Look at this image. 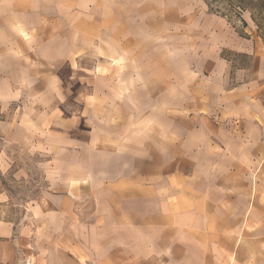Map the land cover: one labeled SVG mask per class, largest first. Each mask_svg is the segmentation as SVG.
Listing matches in <instances>:
<instances>
[{"label": "crops", "instance_id": "0c3cea01", "mask_svg": "<svg viewBox=\"0 0 264 264\" xmlns=\"http://www.w3.org/2000/svg\"><path fill=\"white\" fill-rule=\"evenodd\" d=\"M206 7L205 0H0V36L45 26L56 33L51 41L60 50L28 61L22 50L30 42L0 37L2 97L38 95L45 88L58 95L66 89L63 81L78 77L68 67L77 63L69 47L75 48L83 29L90 39L114 45L116 55L140 59L138 73L157 77L138 83L141 101L155 90L156 113L141 104L134 115L131 107L138 106L128 100L132 114L115 121L107 136L96 134L90 150L83 147L80 124L78 137L77 124L51 129L48 141L59 149L53 157L67 160L63 169L52 168L62 175L36 207V219L41 237L57 248L69 237L77 240L78 256L88 261L101 254V264H225L242 243L237 228L251 225L244 223L246 215L255 209L264 213V39L247 18L237 28ZM154 23L161 26L156 32L138 28ZM148 41L157 47L152 71L146 69L151 67L145 60ZM34 45L29 48L40 49ZM163 56H169L166 65ZM12 65L17 72L9 75ZM34 65L43 69L33 73ZM20 115L15 127L26 131L16 139L25 146L43 144L38 132L45 128L24 117L23 110ZM108 152L120 158L116 172L106 166V176L97 162L98 174L90 177L86 157ZM93 194L98 203L87 216L86 198ZM13 233L12 224H0L2 262L15 257L18 235Z\"/></svg>", "mask_w": 264, "mask_h": 264}, {"label": "rangeland", "instance_id": "374dc122", "mask_svg": "<svg viewBox=\"0 0 264 264\" xmlns=\"http://www.w3.org/2000/svg\"><path fill=\"white\" fill-rule=\"evenodd\" d=\"M207 2L210 6L207 5L206 10L211 8L210 11L223 15L237 28L248 21L250 25L258 29L260 36L264 39V0H207ZM244 17L247 18V21ZM151 19L155 21L156 17ZM154 24L138 28L146 34L151 29L156 32L161 26L159 23ZM51 26L49 24V28ZM44 28L45 26H40L35 32H22L13 36L0 37L7 41L11 37L18 43L24 40L28 43H36L34 46L40 47V49L29 48V43L26 45V50L25 48L22 50V54L26 52L29 61L31 58L41 57V52L51 54L53 51H60L57 49L58 43L51 41L56 39V33L45 31ZM79 33H81V38H76L75 48L69 47L71 55L76 52L77 63L76 65L72 64L71 67L68 66L69 70H75L78 77L76 79L71 77L63 81L67 87L60 90V94L49 95L50 88H45L44 92L38 90L40 93L38 95L27 96L23 92L11 100L2 97L5 87L0 84V224L4 222L12 224L13 235L15 237L18 235V241H15L17 243L14 248V259L0 261V264H101L97 260L100 259L101 254L90 255L88 261L82 256H78L79 253H76L77 251L74 249L77 240L65 237L61 240V246L58 245L57 248L55 241L45 240L44 237H41L42 226H38L36 219L37 216H40V210L36 211V207L42 202L44 196L54 191L53 187L57 186L59 175H62L59 172H54L52 168L63 169L67 160H58L53 157V152H57L59 149H57L58 144L52 143V146L56 145L54 148L48 141L51 138V129L56 128V125L62 127L64 124L70 123L71 125L77 124L73 127L78 132L80 124L82 134L86 135L82 138V141L85 140L83 147L90 150L98 134L104 133L103 136H107L111 128L115 126V121H123V116L127 113L132 114L128 100L133 99L131 104L138 106L137 108L131 107L134 115H138L141 104L144 109L149 110L151 115L156 113L155 90H148L149 95L141 101L142 90L139 89L138 84L141 81L150 84L157 80L156 73H138L140 59L136 57L123 58L116 55L113 51L116 50V48L113 49L114 45L105 43L104 39L99 37L95 40L90 39L91 33L89 34L86 29L80 30ZM62 34L64 39H69L67 31H63ZM166 44H160L162 50L167 49L168 43ZM145 47L147 48L146 53L149 55L145 60L151 66L150 68L147 66L146 69L152 71L156 64L153 62L155 61L153 60V51L157 47L153 45V41L145 42ZM113 55L115 57H112ZM168 57H162L164 65H166L165 59L168 60ZM6 62L8 60L3 59L2 64L7 65ZM18 66L19 69L24 68L21 60H18ZM18 66L12 65L11 68H8L7 74L12 75L17 72ZM33 67V73L43 69V66L40 65ZM165 80L168 81L171 78L168 76ZM52 88L54 92H59V87L54 84ZM77 104H79L80 110L76 111ZM31 109L35 112L26 115L25 111L28 112ZM22 110L24 117H29L36 123L35 125L38 124L45 128L42 133L38 132L44 137L43 144L25 146L20 143V138L16 139L21 134L23 136L26 131L15 127L16 122L19 123L21 120ZM77 113L81 115L80 123H77L80 118ZM60 133L62 135L64 131L62 130ZM75 136L78 137L79 132ZM55 137L57 139V136ZM66 145H62L60 151L68 148ZM109 151H111L110 148ZM108 153V156L104 155L105 157L91 156V154L86 157L88 158L86 162L91 164L89 167L87 166L89 169L85 168L90 172V177L94 176V173L98 174L97 162H99L100 170L104 171L106 176L109 175V172L104 168L106 166L108 170H112V174L116 172L120 158ZM97 200L98 198L94 194L86 198L87 216L94 213V204ZM257 207L256 204L255 208ZM249 213L246 215L245 219L247 220L244 223L247 221L251 225L237 228V236L242 239L239 251L234 254L232 259L225 260V264H264V242H261L264 235V213L256 209ZM64 235H68V233ZM251 238L259 240V242L250 243ZM225 247L230 249L229 246ZM226 252L228 256H231L230 251Z\"/></svg>", "mask_w": 264, "mask_h": 264}, {"label": "trees", "instance_id": "16d2710c", "mask_svg": "<svg viewBox=\"0 0 264 264\" xmlns=\"http://www.w3.org/2000/svg\"><path fill=\"white\" fill-rule=\"evenodd\" d=\"M205 1H206L207 5L210 6V4L207 2V0H205ZM209 9L211 10V8H209Z\"/></svg>", "mask_w": 264, "mask_h": 264}]
</instances>
